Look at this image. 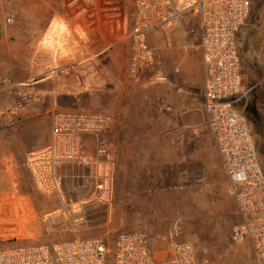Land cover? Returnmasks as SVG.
Returning a JSON list of instances; mask_svg holds the SVG:
<instances>
[{
  "label": "rangeland",
  "instance_id": "rangeland-1",
  "mask_svg": "<svg viewBox=\"0 0 264 264\" xmlns=\"http://www.w3.org/2000/svg\"><path fill=\"white\" fill-rule=\"evenodd\" d=\"M263 8L264 0H250V13L238 35V43L241 82L247 83L246 89L254 86L247 98L245 116L264 171V23L260 18ZM10 15L14 17L7 24L6 19ZM33 22L34 17L28 13V0H5L0 8V30L15 29L17 34L13 38L27 40L34 33L29 29ZM182 24L188 28L187 37H194L199 43V18H184L179 27ZM39 46L44 51V47ZM45 53L48 56V52ZM21 55L26 56V53ZM32 82L8 88L0 94L5 117L0 125V249L93 238H102L110 245L118 232L130 231L135 218L138 227L147 231L151 229L153 235L160 234L167 242L176 231L175 239L189 242L200 261L208 264H256L248 240L231 241L230 231L239 217L234 205L228 203L219 187L210 183L207 177L208 171L214 177L217 154L201 97L196 98L194 110L185 115V121L179 120L176 124L165 118L149 127L151 134L160 135L163 140L147 143L151 154L143 160L141 168L133 169L129 165L124 156L127 144L111 139L107 133L106 140L114 150L117 168L113 200L110 206H103L90 200L93 187L89 178L72 177L84 174L77 167L66 171L65 201L46 196L36 189L24 162L33 140L45 131L48 119L50 122L51 113L38 114L30 110L29 106L35 99L30 90ZM141 82L154 86L165 81L149 84L144 80L138 83ZM2 84L11 85L8 81ZM107 105L104 101L103 107L85 111L107 113L113 117ZM12 110L14 112L10 113ZM124 128L138 129L132 125ZM154 150L155 154H152ZM4 151L24 154L12 159L13 162L20 161V164L3 165L1 155ZM205 158L210 160L209 170L204 165ZM131 175L135 177L133 185H137L138 193L150 192L156 196L154 202L143 201L141 206L135 207L132 221L125 217V212L129 211L125 198ZM4 215L8 218H2ZM106 264H113L112 259L109 258Z\"/></svg>",
  "mask_w": 264,
  "mask_h": 264
},
{
  "label": "built area",
  "instance_id": "built-area-1",
  "mask_svg": "<svg viewBox=\"0 0 264 264\" xmlns=\"http://www.w3.org/2000/svg\"><path fill=\"white\" fill-rule=\"evenodd\" d=\"M133 7L129 73L137 82L165 81L155 68L149 35L167 38L187 16L199 18L203 109L239 217L230 239L248 240L256 264H264V172L245 116L252 88H245L239 74L238 35L249 16L250 0H133ZM13 17H7L6 23ZM260 18L264 23V8ZM69 40L64 30L42 39L49 58L47 76L62 68L61 57L70 54ZM262 63L264 67V53ZM113 123L107 113L53 110L46 144L30 151L24 162L36 189L65 201V169L77 167L84 174L72 177L92 182L90 200L110 206L117 163L106 135ZM173 233L162 258L155 256L143 230H131L118 232L110 245L93 238L0 249V264H106L109 258L113 264H208L197 258L189 242L176 240L177 232Z\"/></svg>",
  "mask_w": 264,
  "mask_h": 264
},
{
  "label": "crops",
  "instance_id": "crops-1",
  "mask_svg": "<svg viewBox=\"0 0 264 264\" xmlns=\"http://www.w3.org/2000/svg\"><path fill=\"white\" fill-rule=\"evenodd\" d=\"M4 1L0 0V8ZM133 12V0H28V13L34 17L29 29L34 33L27 40H21L13 38L17 34L15 29L0 30V94L8 88L33 81L30 90L35 99L29 107L38 114H50L55 109L85 111L103 107V102L107 101L114 121L110 138L127 144L124 156L136 169L143 167V160L151 154L147 143L162 139L160 135L151 134L149 127L165 118L176 124L179 120L185 121V115L194 110L197 97L202 98L203 104L204 73L200 42L194 37L188 38V28L182 24L167 38L156 34H150L148 38L155 53V68L165 77V82L147 86L133 80L129 73ZM191 16L195 15L186 18ZM63 30L70 37V54L61 57L59 71L47 76L45 67L49 58L39 49V43L45 36ZM5 81L11 85L3 86ZM0 103L2 125L5 117L1 98ZM45 125V131L33 140L30 151L46 144L50 133L49 119ZM130 125L140 130L124 128ZM152 152L155 154V150ZM23 155L4 151L2 164L18 166L20 161L13 162L12 159ZM216 156L214 177L210 171L207 177L235 207L218 154ZM203 162L209 170L210 160L205 158ZM73 168L69 167L65 172ZM130 180L125 198L129 211L125 212V217L132 221L135 207L141 206L143 201L154 202L156 196L150 192L138 193L137 185H133V175ZM131 225L130 231L143 230L147 234L156 257L167 255L168 242L164 236L153 235L151 229L138 227L135 218Z\"/></svg>",
  "mask_w": 264,
  "mask_h": 264
},
{
  "label": "trees",
  "instance_id": "trees-1",
  "mask_svg": "<svg viewBox=\"0 0 264 264\" xmlns=\"http://www.w3.org/2000/svg\"><path fill=\"white\" fill-rule=\"evenodd\" d=\"M264 172V171H263Z\"/></svg>",
  "mask_w": 264,
  "mask_h": 264
}]
</instances>
